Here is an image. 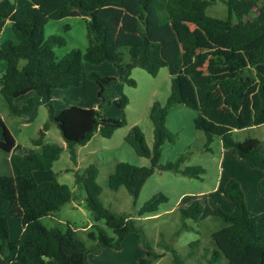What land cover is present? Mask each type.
Segmentation results:
<instances>
[{
	"label": "trees",
	"instance_id": "1",
	"mask_svg": "<svg viewBox=\"0 0 264 264\" xmlns=\"http://www.w3.org/2000/svg\"><path fill=\"white\" fill-rule=\"evenodd\" d=\"M226 17L207 13L212 0H26L16 12L12 0H0V23L13 17L17 41L5 39L0 44V60L7 62L0 74V92L12 115L32 110L41 99L49 111L48 120L32 139V147L22 146L0 113V148L10 152L17 148L16 162L20 173L0 175V264H8L6 251L14 252L20 264H94L89 253L104 247L119 249L127 235L139 239L146 248L140 264H152L161 255L155 253L145 237L144 228L133 215L118 213L106 207L97 182L98 169L89 166L75 174V182L85 189L86 205L96 221L104 220L114 235H109L97 223L88 232L89 244L80 239L76 227L68 222L65 230L47 227L42 218L56 212L74 199L66 183L39 184L35 170H50L63 146L44 141L51 123L62 134L71 158L76 161L77 147L85 145L96 132L110 137L125 124L124 119L109 117L101 108L110 98L125 109L129 98L124 93H111L118 81L135 85L131 77L136 66L156 75L162 66L172 74L171 92L166 104L156 101L150 118L154 126V145L150 148L138 125H133L125 139L135 151L150 158V165L137 166L119 161L109 176V186L117 190L127 187L136 200L155 170H172L189 177H200L202 166H182L185 156L165 164L160 163L163 144L173 140L167 129L170 107L185 104L197 109L196 128L205 132L209 145L219 136L223 146L235 147L240 157L251 167L264 171V138L246 137L236 140L234 132L264 125V0H224ZM130 3L131 7H126ZM255 11L253 17H248ZM16 12V13H15ZM15 14V15H14ZM65 16L87 18L88 47L73 48L58 57L55 48L65 43L62 36H41L42 25ZM126 47L130 61L123 62ZM25 60L21 66L20 61ZM110 61L117 76H102L91 72L99 85L102 102L98 107H83L73 102L56 110L53 87L68 88L82 84L84 62ZM34 91L36 96L16 102L20 96ZM264 196V177L258 183ZM224 195L234 204L226 212L213 204L215 213L226 223L213 232L215 244L211 263L225 257L227 264H264V212L251 213L240 183L232 178L224 187ZM166 200L162 193L153 195L139 210L138 216L158 210ZM184 219L199 220L198 201L182 210ZM20 217L23 231L19 238L9 240V219ZM185 221V220H184ZM184 228H188L184 224ZM176 254L174 264H184Z\"/></svg>",
	"mask_w": 264,
	"mask_h": 264
},
{
	"label": "rangeland",
	"instance_id": "2",
	"mask_svg": "<svg viewBox=\"0 0 264 264\" xmlns=\"http://www.w3.org/2000/svg\"><path fill=\"white\" fill-rule=\"evenodd\" d=\"M12 1L18 7L21 6L20 10L26 3V0ZM126 7H131V4L128 3ZM207 13L211 16L226 17L227 4L224 0H212ZM255 14L256 12L252 11L248 17H253ZM13 23L12 19L6 25L0 24V43L5 39L17 41ZM50 35H60L65 40L64 44L55 48L58 57L64 56L73 48L85 51L88 47L87 18L65 16L51 19L42 25L41 30L43 38ZM122 50L123 62L130 61L128 49L123 47ZM24 63L25 60L22 59L20 65ZM6 67L7 62L0 60V74L6 70ZM91 72H97L102 76H117V69L110 61L101 63L85 61L81 85L66 89L60 86L55 87L52 102L56 110L66 107V102H73L84 107L99 106L102 102L98 94L99 85L90 76ZM131 77L135 80V85L118 80L111 91L116 96L123 93L128 96L129 102L125 109L119 108L112 98L101 108L106 116L124 119L125 124L110 137H104L96 132L85 145L77 147L76 161L72 160L70 151L64 145L59 127L51 123L44 141L58 143L64 148L60 157L54 161L52 169L47 172L51 174V179L54 177L57 182L68 184L74 199L62 205L53 214L44 216L42 222L47 227L58 226L63 230L67 228L68 222H71L75 225L79 238L89 244L93 242L88 240V232L96 230L92 227L95 223L109 235H114L104 220H95L93 212L86 205L85 189L75 182L76 172L84 173L89 166L93 165L98 169L97 182L102 187L100 195L102 203L118 213L135 216L145 230L149 246L155 253L161 255L152 264H174L176 254L183 259L184 264H213L209 260L215 248L212 234L227 225L215 213L213 204L226 212L234 210V202L227 198L223 191L226 183L234 178L244 190L251 213L264 212V196L258 189V174L264 171L251 167L245 159L240 157L235 147H224L219 136H215L208 145L205 132L196 128L194 123L199 111L185 104H176L170 107L166 117V126L173 140L163 144L160 163L175 161L184 155L186 158L182 166L204 168L200 177H189L172 170L157 169L148 177L136 200L124 185L117 190L112 189L109 186V176L114 172L117 162L124 161L137 166L150 165V158L139 155L126 141L125 136L133 125H138L145 135L148 146L153 148L154 126L150 118L151 108L156 101L166 104L171 92L172 74L169 66H162L156 75L136 66L132 69ZM0 113L8 123L17 143L28 147L33 146L32 139L38 136L39 130L49 117V111L43 103H39L35 109L23 114V117L12 115L1 92ZM246 137L263 139L264 126L234 132L236 140H243ZM0 173H10V168L0 170ZM158 193L166 196V200L160 203L158 210L138 216V210ZM196 201L201 206L199 220L184 219L182 210ZM184 224L188 228H184ZM21 230V218H10L9 239L19 238ZM139 241L136 239V243ZM117 252L119 251L113 248L99 255L91 252L90 261L97 264H122ZM142 255L146 256V250ZM6 257H10L9 250ZM13 262L11 260L9 264H19ZM136 264H140L137 259ZM214 264H227V260L222 257Z\"/></svg>",
	"mask_w": 264,
	"mask_h": 264
},
{
	"label": "crops",
	"instance_id": "3",
	"mask_svg": "<svg viewBox=\"0 0 264 264\" xmlns=\"http://www.w3.org/2000/svg\"><path fill=\"white\" fill-rule=\"evenodd\" d=\"M16 4V3H15ZM26 5V3L24 4ZM16 12L18 11V9L21 7L16 4ZM15 12V13H16ZM15 15V14H14ZM13 19V17H9L4 23L3 25H6L8 23V21H11ZM1 24V23H0ZM1 44V43H0ZM56 86L53 87V92ZM66 89V88H64ZM32 96H36V93H34L33 91L25 94L23 96H20L16 99V102H23L26 101L29 97ZM66 102V101H65ZM39 103H43V101L41 99H37L35 101V106L33 109H35L37 107V105H39ZM44 104V103H43ZM66 106H67V102H66ZM84 107V106H83ZM65 108V107H64ZM32 109V110H33ZM63 109V108H62ZM25 114V113H23ZM23 114L18 115L20 117H23ZM3 117V115H2ZM4 119V117H3ZM5 120V119H4ZM6 122V121H5ZM6 124L8 125V123L6 122ZM260 126H264V125H260ZM9 127V125H8ZM10 129V127H9ZM11 130V129H10ZM64 145L66 146V142L64 141ZM17 148L15 147L12 151L7 152L4 151L0 148V170H6L8 167L10 168V173H0V174H10V175H15V174H19L20 173V168L16 162V156H17ZM257 168V167H256ZM260 169V168H259ZM48 170H35L34 171V176L37 179V181L39 182V184L43 187H46L52 183H57L56 179L53 177L51 179V174L49 172H47ZM264 177V173H260L258 174V183L259 181ZM73 201V200H71ZM75 205V202H74ZM23 231V226H22V230L21 233ZM136 237L133 235H127L122 243H121V247L118 250L119 252H117L116 254L121 257V262H123L122 264H136V259L139 260V258H141L143 255V251L146 250V248L144 247V245L142 244V242H137L136 243ZM10 240V239H9ZM139 240V239H138ZM111 247H104L102 249H100L98 252H95L96 254H101L104 251H109ZM114 249V248H113ZM10 251V257H6L5 254V259L8 261V264L11 260H13V263H18L16 260H14V252ZM8 251H6L7 253ZM90 254L88 255L89 260H90ZM137 255V256H136ZM92 262V261H91ZM94 264H97L95 262H93ZM20 264V263H19Z\"/></svg>",
	"mask_w": 264,
	"mask_h": 264
}]
</instances>
